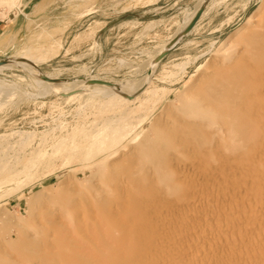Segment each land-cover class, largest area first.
I'll use <instances>...</instances> for the list:
<instances>
[{"label": "rangeland", "instance_id": "1", "mask_svg": "<svg viewBox=\"0 0 264 264\" xmlns=\"http://www.w3.org/2000/svg\"><path fill=\"white\" fill-rule=\"evenodd\" d=\"M262 5L264 0L7 4V12L26 18L19 38L1 45L0 61L30 63L48 79L69 84L46 89L25 68L0 71V264H36L40 255L38 264L45 255L51 261L43 264H264V123L256 130L261 151H249L245 160L235 157L238 137L220 134L218 150L229 158L225 173L215 171V161L165 162L160 172L133 176L156 178L144 183L152 187L149 193L133 192L152 205L149 213L124 222L110 211L135 187L125 174L145 153L161 154L169 144L163 134L192 141L184 135L192 127L182 123L191 116L189 106L204 98L244 48L257 30L246 20ZM89 80L116 85L120 93L87 86ZM81 84L84 95L76 91ZM247 102L264 104V95ZM33 246V258L26 256Z\"/></svg>", "mask_w": 264, "mask_h": 264}, {"label": "bare ground", "instance_id": "2", "mask_svg": "<svg viewBox=\"0 0 264 264\" xmlns=\"http://www.w3.org/2000/svg\"><path fill=\"white\" fill-rule=\"evenodd\" d=\"M208 1H210V0H208ZM208 1H205V2H208ZM263 9H264V5H262L260 8L255 10L253 15L248 17L246 20V24L257 28V30H255V32H253L250 36H248V39H246L247 42H246V44H244V48L239 50L235 54V56L231 58L229 65L221 72V74L218 77V80L212 84L210 89L206 92V95L204 96V98H200L198 101L194 102L192 105L189 106L190 111L188 114H191V116L188 119L183 120L182 123L185 126L188 125V128H189V126L192 127L191 132L184 133V135H191L192 141H189V139L187 140L185 137H181V135H180L181 133H177V131H176V133L179 134V136L178 135L175 136L173 134H163L161 136V138H166L169 141V144L166 147H163V150H159V152H162V153L161 154L155 153V152L150 153V154L145 153L143 158L139 157L141 160L143 159V161L138 163L137 160H135L134 163L137 162V164H135L136 166L134 168H132V170H130V172L125 174L128 182L132 186H135V187L132 190L125 192L124 202L121 200V199H123V198H121L122 196L120 197L118 195L121 198L120 199L121 201L116 202L114 205L112 203L113 207H112V209H110L112 214L121 216V218H123L124 222H129L135 217L133 215L136 212H139V211L142 212L143 211V212L149 213V211L152 209V205L148 202L142 203L140 200H138V198L136 196L138 194H135L133 192L140 190L143 193H149V191H150V189H152V187L148 186L147 184H144V183H146V181L150 182L154 176V175H152V174H154L153 172L154 171L160 172L159 169H163V164H165V162L167 164L170 162L172 163V162H177V161H184V160H186L185 158H187V159H191L188 162H191L193 160V161H195L194 165H196V164L198 165V162L199 163L201 162V164H202V162L205 163V162H214L215 161L217 164V169L219 168L218 170H215V171H217L219 174L225 173L226 169L224 170V168H226V166H227L226 163L229 161L228 160L229 158L226 156H223V154H221L222 151L220 152L218 150L220 147V143L222 142V141L220 142V138H219L220 134L221 135L223 134V137H224L225 133H227V134L231 133V134H234L238 137L237 142H239V146H238V148L235 149V151H237V156H235V157H237V159H239V160H242V159L245 160V159L249 158V151H251V152L252 151L256 152L258 150L261 151V149H262L261 146L263 145V143L261 144V139H260V137L258 138V135H257L259 132L256 130L260 127V125L262 123H264V104H261V105L260 104H252V103L250 104V102H249V106H248L247 100L250 98L253 99L258 95H264V18H262V16H264V15H262L264 12ZM151 59L153 60L152 57H151ZM153 61H151V64ZM0 62H2V61H0ZM149 63L147 65L148 67H149ZM29 64L22 63L20 61L9 62V60H6V61H4V63H2L0 65V71L7 70V69H10L13 67H20L19 69L25 68V70H29L32 74L35 75L36 80H38L42 84H48V85H45L46 89L53 88L54 87L53 85L64 86L63 83L66 82L65 80L48 79L47 77L41 75L40 72L38 70H36V67H34V66L31 67ZM153 64H155V62ZM152 71H153V69H152ZM42 78H46L47 81H44ZM51 81H55V82L52 83ZM90 82H100V81L89 80L85 83L87 86L99 85V84L90 85ZM66 84H69V83L66 82ZM107 84H108L107 86L106 85H102V86L108 87L109 89L111 88L116 93H120L118 91V87L116 85H112L109 83H107ZM70 85L73 87H76L72 84H70ZM82 85L84 86V84H81L79 87H77L79 89L76 91L78 92V94L84 95L86 93L80 92L81 91L80 88L84 89L87 87H83ZM90 88H89V90H90ZM93 90H95V88ZM6 94H7V92H6ZM182 103H184V102H182ZM188 103H189V101H188ZM261 108L263 110V113L261 112V114L258 115L257 113L260 112ZM184 116H185V114H184ZM190 120H194V122H192ZM175 122H176V120H175ZM170 123H167V124L170 125ZM164 126L167 128V126L165 124H163V127ZM171 126H173V125L171 124ZM203 126L205 129L200 128ZM163 127H162V131L163 130H166V131L172 130V129H169L170 126L168 127V129H165V128L163 129ZM177 127H178V125H177ZM175 128H176V126H175ZM167 133H169V132L167 131ZM139 145H141V144H139ZM161 146H163V145H161ZM140 148H141V146L138 149H140ZM218 151L220 153H218ZM149 152H151V151L149 150ZM139 154H140V151H139ZM141 154L143 155L144 153H141ZM256 154H257V152H256ZM142 155H141V157H142ZM136 156H138V154H136ZM180 156H182V160L178 159ZM139 158H138V160H139ZM239 160H237V161H239ZM196 161H198V162L196 163ZM191 164H193V163L191 162ZM194 165H192V167ZM224 165H226V166L224 167ZM137 167H139V168L137 169ZM149 170H151V172H152V174H150L148 177V180L151 177L150 181L140 180L138 178L136 179L135 177L133 178V176L135 174H139V173H142L145 171H147L146 175L148 176ZM181 172L183 173L182 170H181ZM146 175H144V177H146ZM160 175H161V173H160ZM118 176L120 179L121 176L120 175H118ZM160 177L162 178V176H160ZM160 177H159V179H161ZM113 179L115 180L114 177H113ZM116 179H117V177H116ZM123 179H124V177H123ZM123 179L121 177V182ZM126 179H124V183H126L125 182ZM154 179L156 180L155 176H154ZM124 183H122V184H124ZM155 183H156V181H155ZM125 186H126V184H125ZM158 188L159 187L157 184V187L154 189H158ZM163 189H165V187H163ZM222 190H223V188H222ZM103 193H105V191L104 192L102 191V193H100V192L98 193L99 194L98 196L100 199H101V195ZM98 196H97V198H98ZM104 196L105 195H103V197ZM110 213H108V214H110ZM122 224H124V223L122 222ZM125 224H124V226H126ZM124 226L122 225V227H124ZM221 230H223V229H221ZM226 231H227V229H226ZM29 233L30 232H28V234ZM30 238H31V236H30ZM224 238H225V234H224ZM148 240H150V239H148ZM230 240L234 241L231 238H230ZM223 241H224V239H223ZM145 242H146V240H145ZM257 242H258V240H257ZM40 244L42 245L41 242H40ZM217 247H219V246H217ZM222 247H223V245H222ZM34 249H36L35 246H33L30 251L25 252L23 250V252H25L26 256L33 258V256H31V254L33 253L32 251H34ZM147 249H148V247H147ZM225 249H227V248H225ZM151 250H153V249H151ZM36 251L37 250H35L34 252H36ZM241 251H243V250H241ZM241 251L239 250L238 252L241 253ZM245 253L246 252H244V254ZM159 255H162V254H159ZM40 257H41V255H40ZM40 257H38V259L36 260L37 261L36 264H38L40 262V260H41V259L39 260ZM45 257H46V260L43 263H47V262L51 261V259H49L48 256L45 255L44 258ZM229 257H230V255H229ZM140 258L141 259L139 260V262H144L146 259V257H140ZM35 259H36V257H35ZM149 259H150V257H149ZM132 261H134V260L131 259L129 261V264H132L133 263ZM186 261H187V259H186ZM189 261H187V262H189ZM238 263H239V261H238ZM242 264H243V262H242Z\"/></svg>", "mask_w": 264, "mask_h": 264}, {"label": "crops", "instance_id": "3", "mask_svg": "<svg viewBox=\"0 0 264 264\" xmlns=\"http://www.w3.org/2000/svg\"><path fill=\"white\" fill-rule=\"evenodd\" d=\"M32 1L33 0H0V47L3 43H5L6 38L7 40H15L19 38L22 20L26 18V15L22 12H7L6 5L12 2H16L22 7H25L29 5Z\"/></svg>", "mask_w": 264, "mask_h": 264}, {"label": "water", "instance_id": "4", "mask_svg": "<svg viewBox=\"0 0 264 264\" xmlns=\"http://www.w3.org/2000/svg\"><path fill=\"white\" fill-rule=\"evenodd\" d=\"M205 1H208V0H205ZM198 17H199V13L195 16V18L192 20V22H191V24H190V26H189V28H188V30L187 31H189L191 28H192V26L194 25V23L197 21V19H198ZM2 63H4V61H2V62H0V65L2 64ZM44 81H47L46 80V78H42ZM52 83L53 82H55V81H51ZM93 84H99V85H108L107 83H102V82H90V85H93Z\"/></svg>", "mask_w": 264, "mask_h": 264}]
</instances>
